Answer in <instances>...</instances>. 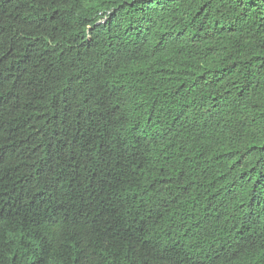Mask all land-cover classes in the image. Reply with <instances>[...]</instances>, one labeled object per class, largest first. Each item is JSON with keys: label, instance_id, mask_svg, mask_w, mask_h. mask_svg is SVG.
Here are the masks:
<instances>
[{"label": "trees", "instance_id": "obj_1", "mask_svg": "<svg viewBox=\"0 0 264 264\" xmlns=\"http://www.w3.org/2000/svg\"><path fill=\"white\" fill-rule=\"evenodd\" d=\"M0 230V264H264V0H0Z\"/></svg>", "mask_w": 264, "mask_h": 264}, {"label": "bare ground", "instance_id": "obj_2", "mask_svg": "<svg viewBox=\"0 0 264 264\" xmlns=\"http://www.w3.org/2000/svg\"><path fill=\"white\" fill-rule=\"evenodd\" d=\"M65 183H66V182H65ZM74 188H75V187H74ZM53 190H54V189H53ZM72 191H73V189H72ZM56 192H57V191H56ZM56 192H55V193H56ZM63 192H64V191H63ZM70 194H71V193H70ZM72 194H73V193H72ZM76 194H77V193H76ZM67 195H68V194H67ZM67 195H66V196H67ZM72 196H73V195H72ZM75 196H76V195H75ZM54 197H55V196H54ZM71 198H73V197H71ZM62 201H63V200H62ZM65 202H66V201H65ZM58 204H59V203H58ZM80 204H81V203H80ZM89 208H90V207H89ZM8 209H9V208H8ZM82 209H83V208H82ZM94 209H95V208H94ZM5 210H7V209H5ZM87 210H88V209H87ZM92 210H93V209H92ZM14 211H15V210H14ZM14 211H13V212H14ZM93 211H94V210H93ZM259 211H260V210H259ZM87 212L89 213L90 211H87ZM19 213H20V212H19ZM254 213H255V212H254ZM9 214H10V213H9ZM86 215H87V214H86ZM113 215H114V214H113ZM113 215H111V216H113ZM16 216H18V215H16ZM114 216H115V215H114ZM13 217H15V216H13ZM112 218H113V217H112ZM14 219H15V218H14ZM50 219H51V218H50ZM103 220H105V219H103ZM15 221H16V220H15ZM98 221H99V220H98ZM106 221H107V220H106ZM106 221H105V222H106ZM48 223H49V222H48ZM101 223H102V222H101ZM14 224H17V223L14 222ZM88 225H89V224H88ZM31 227H32V226H31ZM107 227H108V226H107ZM29 229H30V226H29ZM54 229H55V228H54ZM107 229H108V228H107ZM6 230H7V229H6ZM9 230H10V229H9ZM30 230H31V229H30ZM0 231H1V230H0ZM2 231H3V230H2ZM19 231H20V230H19ZM7 232H8V230H7ZM24 232H25V231H24ZM29 233H30V232H29ZM25 234H27V233H25ZM9 235H10V234H9ZM23 235H24V234H23ZM20 236H22V235H20ZM2 237H3V236H1L0 238H2ZM13 237H14V236H13ZM5 238H6V237H5ZM93 238H94V237H93ZM27 239H28V238H27ZM7 240H8V239H7ZM12 240H13V239H12ZM12 240H11V241H12ZM24 240H25V239H24ZM87 240H88V239H87ZM5 242H6V241H5ZM9 242H10V241H9ZM23 242H24V241H23ZM51 242H52V241H51ZM96 242H97V241H96ZM14 243H15V242H14ZM6 244H7V243H6ZM16 244H17V243H16ZM25 244H26V243H25ZM0 245H1V243H0ZM11 245H12V244H11ZM14 245H15V244H14ZM3 247H4V246H3ZM12 247H13V246H12ZM118 248H119V246H118ZM10 249H12V248H10ZM92 249H93V248H92ZM13 250H14V247H13ZM13 250H12V251H13ZM94 250H95V248H94ZM117 250H119V249H117ZM0 251H1V250H0ZM5 251H6V250H5ZM18 251H19V249H18ZM95 251H96V250H95ZM7 252H10V251H7ZM22 252H23V250H22ZM11 253H12V252H11ZM116 253H117V251H116ZM118 253H120V252H118ZM2 254H3V253H2ZM6 254H7V253H6ZM22 254H23V253H22ZM7 255H8V254H7ZM12 255H13V254H12ZM17 255H19V254H17ZM23 255H25V254H23ZM116 255H118V254H116ZM5 256H6V255H5ZM5 256H4V257H5ZM0 257H1V256H0ZM2 257H3V256H2ZM2 257H1V258H2ZM10 257H11V256H10ZM20 257H21V256H20ZM1 258H0V259H1ZM14 258H15V257H14ZM24 258H26V257H24ZM90 258H91V257H90ZM3 259H4V258H3ZM5 259H6V258H5ZM20 259H21V258H20ZM18 260H19V259H18ZM18 260H17V261H18ZM23 260H24V259H23ZM23 260H22V261H23ZM6 261H7V260H6ZM28 261H29V260H28ZM68 261H69V260H68ZM26 262H27V260H26ZM71 262H72V261H71ZM20 263H21V262H20ZM23 263H24V262H23ZM27 263H28V262H27ZM64 263H65V262H64ZM1 264H2V263H1ZM4 264H5V263H4ZM10 264H11V263H10Z\"/></svg>", "mask_w": 264, "mask_h": 264}]
</instances>
